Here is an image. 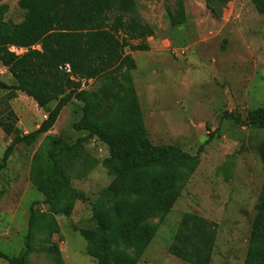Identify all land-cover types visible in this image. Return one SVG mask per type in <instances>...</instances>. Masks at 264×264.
Wrapping results in <instances>:
<instances>
[{
    "label": "rangeland",
    "instance_id": "rangeland-1",
    "mask_svg": "<svg viewBox=\"0 0 264 264\" xmlns=\"http://www.w3.org/2000/svg\"><path fill=\"white\" fill-rule=\"evenodd\" d=\"M175 1L135 0L154 36L148 38L150 52L134 55L131 77L149 142L176 145L197 161L181 170L168 190L174 197L171 209L141 220L151 238L143 242V252L133 264H188L168 252L185 214L209 221L215 230L208 264H246L255 208L264 189V130L221 117L234 113L245 119L248 111L264 108V13L259 14L251 0H230L215 18L204 0H185L186 22L173 28L166 11L174 10ZM0 4L7 7L4 22L23 20L17 0ZM0 82L16 85L1 64ZM94 86L92 81L81 84L84 90ZM7 94L0 86V99ZM9 104L24 134L36 130L46 116L23 87L14 91ZM80 117L81 103L72 99L53 127L32 145L15 147L0 171V253L17 256L23 250L34 205L39 220L27 264H100L104 243L93 208L105 205L113 214L116 203L126 197H102L113 180L114 163L105 144L73 130ZM9 143L0 130V158ZM62 146H73L71 154L61 157L69 189L65 200L53 206L45 201L50 187L36 170L48 151ZM143 197H128L125 213L141 205ZM68 206L67 215L62 207Z\"/></svg>",
    "mask_w": 264,
    "mask_h": 264
},
{
    "label": "trees",
    "instance_id": "trees-1",
    "mask_svg": "<svg viewBox=\"0 0 264 264\" xmlns=\"http://www.w3.org/2000/svg\"><path fill=\"white\" fill-rule=\"evenodd\" d=\"M184 1L176 0L174 10L166 11L173 28L186 22ZM229 1L204 0L215 18H220ZM251 3L259 14L264 13V0ZM17 7L24 16L20 23L13 24L3 21L7 7L0 4V64L16 84L0 82L8 90L0 99V130L10 138L0 158V171L5 169L15 147L32 145L53 127L64 106L72 99L80 102L81 117L72 125L73 130L86 132L105 144L114 163L113 180L101 195L126 197L116 203L113 214L112 208L106 209L105 205L93 208V219L104 243L100 264H133L143 252V242L151 238L149 231L140 226L141 220L171 209L174 197L168 190L173 188L179 172L197 161V156L176 145L155 146L148 140L131 77L136 63L125 50L149 51L146 40L154 36V30L141 19L135 0H17ZM10 48L24 52L17 55ZM82 81H92L95 86L84 90ZM18 87H23L46 113L30 133L24 134L17 127L18 118L9 104ZM52 103L55 106L48 109ZM221 120L264 130V108L248 111L245 119L229 113ZM211 138L209 135L208 140ZM72 152L73 146L48 151L43 165L36 170L50 187L45 201L53 206L67 196L69 178L61 157ZM133 194L144 195L143 203L125 213L128 197ZM33 206L23 250L17 256L0 253V260L7 264H27L33 251L31 241L39 220ZM62 208L67 215L70 213V206ZM255 212L246 264H264V189ZM83 236L89 239L88 234ZM215 239L209 221L185 214L168 252L188 264H208Z\"/></svg>",
    "mask_w": 264,
    "mask_h": 264
},
{
    "label": "crops",
    "instance_id": "crops-1",
    "mask_svg": "<svg viewBox=\"0 0 264 264\" xmlns=\"http://www.w3.org/2000/svg\"><path fill=\"white\" fill-rule=\"evenodd\" d=\"M147 44H148V39L146 40ZM149 46V45H148ZM150 52V51H149ZM138 53V52H128V54H130L132 56V58L134 59V55ZM144 53H148V51L144 52ZM5 69V68H3Z\"/></svg>",
    "mask_w": 264,
    "mask_h": 264
},
{
    "label": "water",
    "instance_id": "water-1",
    "mask_svg": "<svg viewBox=\"0 0 264 264\" xmlns=\"http://www.w3.org/2000/svg\"><path fill=\"white\" fill-rule=\"evenodd\" d=\"M39 108V107H38Z\"/></svg>",
    "mask_w": 264,
    "mask_h": 264
}]
</instances>
